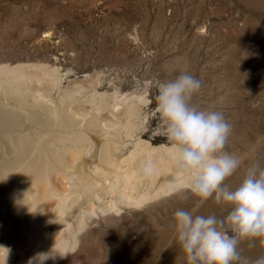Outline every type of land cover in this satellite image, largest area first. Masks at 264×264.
Returning <instances> with one entry per match:
<instances>
[{
  "label": "rangeland",
  "instance_id": "1",
  "mask_svg": "<svg viewBox=\"0 0 264 264\" xmlns=\"http://www.w3.org/2000/svg\"><path fill=\"white\" fill-rule=\"evenodd\" d=\"M30 62L58 71L60 83L53 96L76 89L74 107L87 115L96 113L94 92L105 95L108 108L102 109L101 118L106 119L111 118L114 95L133 98L135 138L156 146L168 145L155 112L156 82L188 71L202 81L192 103L202 109L216 105L232 125L225 150L243 163L224 183L235 190L251 164L259 161L264 168V4L248 0H0V63ZM2 112L1 179L10 178V170L22 172L25 162L34 160L28 150L16 157V152H10L6 136L10 123ZM125 151L117 153L129 150ZM5 157L13 161L3 168ZM3 181L0 201H6L5 186H9ZM169 191L139 205L124 204L118 211L96 209L88 214L80 209L85 211L89 203L73 206L64 215L71 229H76V217L82 213L85 222L69 254L56 264H187L176 240L174 212L182 208L223 218L230 207L213 199L201 204L190 192L169 195ZM9 204L2 208L0 203V225L13 219L16 232H21ZM43 226L52 232L66 228L55 221ZM169 251L173 255L167 258ZM22 256L16 251L9 264H26Z\"/></svg>",
  "mask_w": 264,
  "mask_h": 264
},
{
  "label": "bare ground",
  "instance_id": "2",
  "mask_svg": "<svg viewBox=\"0 0 264 264\" xmlns=\"http://www.w3.org/2000/svg\"><path fill=\"white\" fill-rule=\"evenodd\" d=\"M248 1L264 4V0ZM56 72L31 62L0 63V111L10 123V131L5 134L10 152H16L14 157L26 150L34 153V160L25 162L22 172L10 170L13 175L3 181L9 186H5L6 201H0L2 208H8L10 203L12 216L20 221L23 230L16 232L13 219L1 221L0 245L9 246L10 241L12 254L22 252L25 262L36 252L53 246L62 252L71 249L77 231L84 225L85 213L94 214L96 209L118 211L124 204L139 205L188 181V176L176 168L168 145H151L135 138L137 111L133 98L117 99L114 95L111 118L106 119L101 118L102 109L107 107L105 95L93 91L96 113L87 115L82 108L75 109L76 89L60 90L58 98L53 96L60 83ZM122 148L129 151L117 153ZM9 161L13 160L3 158L2 167L10 165ZM148 161L152 170L145 173L142 165ZM82 202L89 203V207L80 209L85 213L76 217L77 227L71 229L64 215ZM49 206L52 214L48 213ZM33 209L37 211L30 212ZM51 221L63 223L66 228L44 230L43 225ZM243 244L242 255L250 262L264 255V244L259 240L255 247H249L247 241ZM171 255L169 251L166 257Z\"/></svg>",
  "mask_w": 264,
  "mask_h": 264
},
{
  "label": "clouds",
  "instance_id": "3",
  "mask_svg": "<svg viewBox=\"0 0 264 264\" xmlns=\"http://www.w3.org/2000/svg\"><path fill=\"white\" fill-rule=\"evenodd\" d=\"M156 87L160 134L168 141L176 168L188 176L187 183L173 188L169 195L190 192L201 204L213 199L217 205L230 207L223 218L182 208L174 212L176 240L187 264H264V255L250 262L239 247L244 241L249 247H255L257 240L264 244V168L255 161L242 183L230 189L224 182L243 161L225 150L232 125L224 113L216 105L202 109L192 103L202 81L184 71L174 79L157 81ZM142 169L150 173L151 161ZM5 179L7 176L0 181ZM68 254L53 246L30 256L26 264H56ZM11 255L10 246L0 245V264H9Z\"/></svg>",
  "mask_w": 264,
  "mask_h": 264
}]
</instances>
